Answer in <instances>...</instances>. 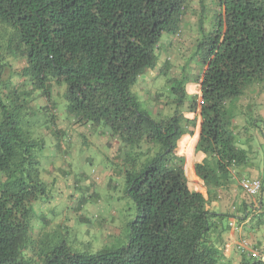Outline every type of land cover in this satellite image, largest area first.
<instances>
[{"label":"trees","instance_id":"16d2710c","mask_svg":"<svg viewBox=\"0 0 264 264\" xmlns=\"http://www.w3.org/2000/svg\"><path fill=\"white\" fill-rule=\"evenodd\" d=\"M215 5L220 8L215 30L197 45L204 51L200 97L193 96L187 111L199 112L202 120L197 151L206 158L194 169L205 197L189 188L185 158L176 153L179 140L192 136L196 127V119L180 111L190 99V82L185 76L169 80L178 83L171 88L177 110L161 121L141 107L133 92L140 78L157 69L163 35L180 30L187 0H0V26L13 31L2 30L0 39L11 35L17 56L26 59L21 86L31 81L47 101L43 110L53 124V110L59 107L54 88L64 86L75 123L101 127L103 136L109 132L117 143L115 165L137 206L125 247L93 254L75 253L65 243L50 249L54 232L38 251H30L34 222L40 219L34 205L51 197L39 157L46 144L33 137L38 114L28 104L34 94L8 86L16 95L8 97L12 110L0 103V174L6 177L0 191V264H233L224 259L228 215L209 206L250 164L234 135L237 117L228 115L226 105L248 86L264 84V0H218ZM201 6L203 15L208 7ZM18 109L31 112L29 128L22 127ZM49 134L58 140L63 133L50 129ZM83 202L84 197L76 211ZM261 212L264 223V203ZM252 245L259 257L240 253L238 264H264V249Z\"/></svg>","mask_w":264,"mask_h":264},{"label":"rangeland","instance_id":"374dc122","mask_svg":"<svg viewBox=\"0 0 264 264\" xmlns=\"http://www.w3.org/2000/svg\"><path fill=\"white\" fill-rule=\"evenodd\" d=\"M187 1L188 9L180 30L174 36L170 33L163 35L161 48L158 50L157 69L140 78L133 89L141 107L157 121L166 120L177 110L171 88L176 87L178 83L169 80H179L185 76L190 84H200L199 80L204 71V51H199L197 45L201 39L209 37L218 22L220 8L215 5L218 0ZM202 2L208 7L203 15ZM2 30L5 31L6 28L0 26V32ZM6 31L13 33L11 29ZM1 36L2 33L0 38ZM10 39L11 35L0 39V103L12 110L13 105L8 97L16 94L12 93L11 89L8 90V86L17 88V93L34 94L28 104L38 114L33 137H42L46 144L43 152H39L41 178L47 183L51 196L49 202L41 205L40 200L34 205L40 219L34 222L36 228L30 251H38L46 237H51L54 232L55 235L53 234L49 241L50 249L65 243L75 253L93 254L105 247H125L130 233L129 224L137 217V206L126 194L124 173L119 174V168L115 165L116 160L113 157L117 155V143L109 139V132L106 136L100 135L101 127L75 123L72 115L67 112L64 86L54 88V95L58 93L54 98L59 107L56 111L53 110V115H56V122L53 124L47 116L48 110H43L48 104L47 101L38 95L39 91L33 89L31 81L25 82L27 86H21L24 79L20 72L26 65V59L17 56L16 42L10 43ZM191 86H186L190 99L186 106L180 109L182 112L186 111L184 115L188 119H193L198 114L187 111L190 110L193 96L199 98L201 93L199 86L194 93ZM1 109L0 106V111ZM226 111L228 115H235L236 119L240 117L238 120H246L249 124L243 129L249 132V135L239 136V140L248 151L251 165L241 169L243 178L233 180L231 186L219 193L215 205L211 204L209 208L228 215L232 213L229 217L236 221L235 228L229 227L227 218L224 222V226H228L224 237L229 242V246L224 250V259L225 263L226 259H232L233 264H238L241 255L237 244L240 241L247 240L264 249V223L259 221L262 215L259 200L264 191L249 199L239 184L240 180L251 179L253 175L260 173V178L257 179L262 181L264 189V84L248 86L240 98L227 103ZM18 113L22 127L25 125L29 128L33 118L31 112L28 110L27 114L18 109ZM256 120L259 122V128L253 127ZM50 129L52 132L60 130L63 134L57 140L49 134ZM64 135L66 137L63 138ZM250 135L253 139L249 138ZM184 138L180 139V144ZM196 158H199V154ZM187 174L185 164L188 186L194 190L196 187ZM5 181V175L0 174V191ZM200 189L205 193L204 187L201 186ZM83 197L82 209L76 211ZM241 200L249 207L248 217L239 210ZM248 218L250 220L244 224ZM262 219L264 220V217ZM231 230H234L233 239L229 238Z\"/></svg>","mask_w":264,"mask_h":264},{"label":"crops","instance_id":"0c3cea01","mask_svg":"<svg viewBox=\"0 0 264 264\" xmlns=\"http://www.w3.org/2000/svg\"><path fill=\"white\" fill-rule=\"evenodd\" d=\"M191 85H194L193 87H194V91H193V93L194 92H196L197 91V87L199 86V88H200V84H188V86H191ZM199 113V112H198ZM263 117H264V112H263V115H262ZM240 118V117H239ZM238 118V119H239ZM194 119H196V127L194 128V134L191 136V135H189V134H185V135H183V137L182 138H184V137H195V139H196V141H195V143H194V156H195V160H194V163H193V167H195V164H197V163H201L205 158H206V155L204 154V153H202V152H200V151H197V145H198V141H199V137H200V134H201V127H202V120H201V117H200V115H195V117L193 118V119H190V120H194ZM238 119H236V120H234L233 121V128H234V135L236 136V138H238V144H239V146L240 147H243L244 148V146H243V144L240 142V137L239 136H243L244 134L247 136V135H249V132H247L246 130H243L246 126H249V124H248V122L246 121V120H238ZM253 127H255V128H259L260 127V125H259V122L256 120V121H254V125H253ZM185 128L186 129H191V126L190 125H188V126H185ZM253 135V134H252ZM252 135H250L249 136V138H251V139H253V137H252ZM180 141V140H179ZM180 146V143L178 142V147H177V149H176V153H177V155L178 156H180V157H184L185 158V164H186V168H187V163H188V156L186 155V153H184V152H182L181 151V146ZM246 149V148H245ZM177 151H179V152H177ZM199 154V158L197 159L196 157H197V155ZM251 165V164H250ZM186 171H187V169H186ZM240 173H241V170H238ZM194 172H195V169H194ZM236 173L237 172H234L233 173V175L235 176L236 175ZM242 174V173H241ZM195 176H196V179H194V178H192V177H190L191 178V180H192V183H193V185L197 188V187H199L198 188V190L195 188L194 190L195 191H198V192H200V193H202L205 197H207V192H206V188H205V185H204V182L201 180V179H199L198 177H197V175H196V173H195ZM241 178H243L242 176L239 178V179H241ZM254 178H260V173L259 174H256V175H253V177L251 178V179H254ZM187 180H188V178H187ZM233 180H238L237 179V177L236 178H234ZM189 184V183H188ZM201 186L202 187H204V189H205V193L203 192V191H201ZM247 195V194H246ZM248 196V195H247ZM249 197V199H251V198H255V197H250V196H248ZM253 200V199H252ZM259 203H260V210L262 209V205H263V203H264V193H263V195L260 197V200H259ZM215 205V203H213V206ZM241 209V211H243V212H241V213H244L245 214V216H249V207L246 205V203L244 202V200L242 201L241 200V202H240V206H239V210ZM215 211H217V209H215ZM221 213H223V212H221ZM223 214H226V215H228L227 213H223ZM229 216H232V213H230L229 215H228V218H227V223H228V225H229V223H230V221L231 220H233L234 218L233 217H229ZM250 220V218H248L247 220H246V222H244V224L245 223H247L248 221ZM235 221V220H234ZM236 222V221H235ZM234 232V230H231L230 231V237L229 238H232L233 237V233ZM224 239H225V243H226V246L225 247H227V246H229L228 244H229V242H227V239H226V237H224ZM233 239V238H232ZM234 243V242H233Z\"/></svg>","mask_w":264,"mask_h":264},{"label":"built area","instance_id":"2783aa9c","mask_svg":"<svg viewBox=\"0 0 264 264\" xmlns=\"http://www.w3.org/2000/svg\"><path fill=\"white\" fill-rule=\"evenodd\" d=\"M199 102L201 103V99L199 100ZM239 184L243 192L250 197L259 196L263 189L262 181L257 178L242 179L240 180ZM235 225H236V222L234 220H231L229 223V227L235 228ZM237 249L240 253L251 254L253 257H256V258L259 257V253L253 248L252 243L247 240L240 241L237 244Z\"/></svg>","mask_w":264,"mask_h":264},{"label":"bare ground","instance_id":"6f19581e","mask_svg":"<svg viewBox=\"0 0 264 264\" xmlns=\"http://www.w3.org/2000/svg\"><path fill=\"white\" fill-rule=\"evenodd\" d=\"M191 91H194V87L191 86ZM196 139L195 137H185L180 146H181V151L186 153V155L188 156V163H187V175H189L190 177L196 179L195 176V172H194V167H193V163H194V143H195ZM179 146V147H180Z\"/></svg>","mask_w":264,"mask_h":264}]
</instances>
